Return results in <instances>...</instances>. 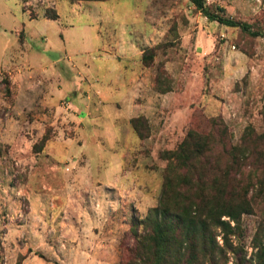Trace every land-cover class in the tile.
Listing matches in <instances>:
<instances>
[{
	"label": "rangeland",
	"instance_id": "rangeland-1",
	"mask_svg": "<svg viewBox=\"0 0 264 264\" xmlns=\"http://www.w3.org/2000/svg\"><path fill=\"white\" fill-rule=\"evenodd\" d=\"M204 2L259 34L190 0H0V264H123L150 208L224 201L227 264H264V0Z\"/></svg>",
	"mask_w": 264,
	"mask_h": 264
},
{
	"label": "trees",
	"instance_id": "trees-1",
	"mask_svg": "<svg viewBox=\"0 0 264 264\" xmlns=\"http://www.w3.org/2000/svg\"><path fill=\"white\" fill-rule=\"evenodd\" d=\"M190 2L211 21L238 27L252 36L259 34L246 22L210 11L204 0ZM246 204L231 207L224 201L203 214L189 203L171 209L161 202L143 218H134L131 230L136 243L132 256L123 264H227L230 236L238 227L240 212L248 210ZM217 236H221V243Z\"/></svg>",
	"mask_w": 264,
	"mask_h": 264
}]
</instances>
